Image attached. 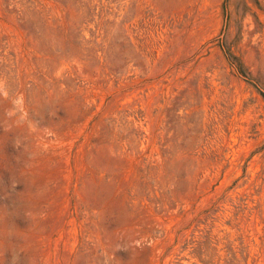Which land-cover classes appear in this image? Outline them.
<instances>
[{
  "label": "rangeland",
  "instance_id": "rangeland-1",
  "mask_svg": "<svg viewBox=\"0 0 264 264\" xmlns=\"http://www.w3.org/2000/svg\"><path fill=\"white\" fill-rule=\"evenodd\" d=\"M0 264H264V0H0Z\"/></svg>",
  "mask_w": 264,
  "mask_h": 264
}]
</instances>
